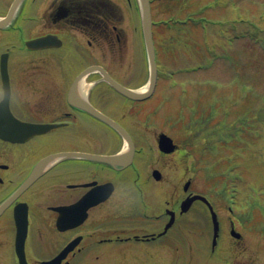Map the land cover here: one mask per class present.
I'll list each match as a JSON object with an SVG mask.
<instances>
[{
	"label": "flooded vegetation",
	"instance_id": "af4514ba",
	"mask_svg": "<svg viewBox=\"0 0 264 264\" xmlns=\"http://www.w3.org/2000/svg\"><path fill=\"white\" fill-rule=\"evenodd\" d=\"M114 1L23 0L9 23L0 26V62L3 56L8 61L11 86L6 92L0 64V105L7 101L10 114L22 123L56 124L30 135L24 133L25 126L20 133L17 125H2L21 139L0 136V264H21V251L16 245L19 217L28 220L23 253L27 264L50 259L75 240L77 244L61 264H78L81 256L91 263L99 262L98 253L108 243L132 238L115 239L114 232H124L126 227L111 222L132 200L123 179L127 172L138 174L136 182L143 194L148 184L172 188L186 177L185 153L180 148L172 153L161 151L158 134L154 135L155 144L149 151L153 153L152 161L141 163L137 159L144 150L136 141V112L145 111V104L123 95L96 71L77 80L86 67L95 64L105 66L112 75L114 71L126 72V66L119 65L115 57V52L122 54L125 46L133 54H140V49L143 53L144 42L141 43L139 33L133 40L126 34L129 29L125 20L132 19L125 14V4ZM12 3L13 0H0V18L8 14ZM133 30L138 31L135 25ZM39 37L44 40L41 44L33 42ZM82 100L89 101L128 130L135 142L133 163L114 166L86 155L62 156L63 152L76 151L106 155L123 148L124 138L111 124L74 103ZM111 141L116 143L114 149L108 147ZM50 154L62 157L47 166L35 181L27 183L38 162ZM107 182L114 183V192L98 203H90L84 219L83 209L87 205L80 204L75 212L77 223L71 225L66 219L67 211L58 207L77 203L91 189ZM154 195L157 199L158 194ZM139 200L146 210V199ZM180 200H165L164 213L153 211V217L165 222L171 218V210L177 217ZM61 214L62 224L69 223L62 230L57 226ZM230 222L231 230L235 222ZM155 233L151 230L143 237H134L157 243L161 235Z\"/></svg>",
	"mask_w": 264,
	"mask_h": 264
},
{
	"label": "rangeland",
	"instance_id": "374dc122",
	"mask_svg": "<svg viewBox=\"0 0 264 264\" xmlns=\"http://www.w3.org/2000/svg\"><path fill=\"white\" fill-rule=\"evenodd\" d=\"M210 1L153 2L155 20H162L174 13L178 18L184 19L189 11L200 8L197 15L208 16V31L205 33L198 26H192L193 29L189 30L178 26L172 29L156 28L161 79L156 95L142 102L146 104V109L136 115L135 133L138 145L144 150L139 152L137 159L141 163L152 161L153 153L149 151L154 144V135L157 136L158 132L168 129L180 140L185 139L175 128L171 129L169 122L183 124L188 117L183 106L186 105L189 111L193 100L199 95L204 96L205 103L208 98L214 97L227 114V122H240L250 140L238 150L234 146L230 147L232 150L226 146L210 147L213 133L207 135L206 130L205 142L194 141L195 144L190 146L192 151L190 150L189 165L192 172L189 175L194 176L191 189L211 195L224 227L223 236L220 235L219 238L221 244L215 251H211L212 226L209 211L202 203L196 202L190 212L177 219L168 234L157 239V243L154 240L147 242L133 238L115 241L108 243L98 253L101 258L99 262L91 263L86 256H81L77 260L78 264H264V218L259 206L255 210L251 209V205L255 206L256 202L264 205V46L255 41L256 38L264 40V0H217L212 7H205ZM172 2H176L175 8L170 7ZM238 8L243 16L237 13ZM232 18L235 23L229 21ZM247 19L259 28L254 39L249 37L246 28L242 31L240 29L242 24L246 25L242 21L247 22ZM255 20H260L261 27L256 25ZM233 24H236V30ZM133 25L126 18L125 26L129 29L126 34L131 40L136 39ZM200 27L203 26L200 24ZM216 40L217 49H213ZM115 57L117 63L125 65L127 70L123 74L114 71L118 78L132 85L144 83L148 79V60L141 51L138 56L137 52L133 54L125 46L122 54L115 52ZM208 61L212 63L209 64ZM195 64H201L202 67L192 69ZM209 84L211 87L207 88ZM245 86H248L247 91L243 90ZM248 92L251 94L247 97ZM132 110H135L133 105L131 112ZM218 120L215 115L210 122L216 124ZM187 129L193 132L192 128ZM114 144L116 143L111 141L108 147L114 149ZM208 150H211L209 154ZM210 164L217 166V169L208 171ZM211 173L214 175L211 176ZM132 177L137 179L138 174L133 175L129 171L123 176L127 191L132 194V200L125 206L128 212L124 211L122 216L113 217L111 222L114 221V225L124 224L132 231L149 232L154 226L160 225L153 217V211L162 213L163 201L171 193V187L162 188L161 193L153 191V186L148 184L143 194L139 182L132 180ZM154 186L156 188L155 183ZM174 187L176 200L184 193L182 185L176 184ZM228 189L236 195V203L231 209L222 200ZM153 193L159 194L158 199ZM140 197L146 199V210L141 204L142 210L138 213ZM250 214L255 215V218L244 224L242 216L248 219ZM230 217L234 218L236 226L242 231L241 239L230 236ZM127 234L134 235L128 230L123 236Z\"/></svg>",
	"mask_w": 264,
	"mask_h": 264
},
{
	"label": "water",
	"instance_id": "95a60500",
	"mask_svg": "<svg viewBox=\"0 0 264 264\" xmlns=\"http://www.w3.org/2000/svg\"><path fill=\"white\" fill-rule=\"evenodd\" d=\"M19 1L20 0L14 1L13 5L11 7V10L9 12V15L6 17L5 21H7L8 18H10L12 16V14H13L17 4L19 3ZM139 1L141 4V7H142L143 32H144V36H145L146 48H147L149 62H150V79L148 82L147 90L144 92H141L139 90L128 88V87L122 85L117 80H115L113 77H111L108 74V72L101 66H95L92 68V69L99 68L102 71V73L104 74V78L108 82H110L116 89L121 91L123 94H125L131 98H135V99H142V98L149 97L155 90V86L157 83V76H158V68H157V63L155 60V47H154L153 34H152V18H151L150 0H139ZM2 22L0 21V24ZM7 89H9V88L7 87ZM73 89H75V86H73ZM74 103L78 106L86 108L88 111L92 112L93 114L98 115L99 117L105 119L106 121H108L109 123L114 125L125 136V138L128 141V145H129L130 149L128 152H126L123 155H99V154H87V153H81V152H66L64 155L65 156L86 155V156H90V157L98 159V160L108 161L112 164H115V162H118L121 164L129 163L132 159V156H133L134 144H133V141H132L131 137L129 136L128 132L121 125H119L117 122H115L114 120H112L108 116L104 115L100 111L96 110L94 107H92L87 102L82 100L81 102H74ZM7 106H8L7 101H3L1 104V114H0L1 115V117H0V135L2 137L12 138L11 132H8L6 130V128L2 125H9V126L18 125V127L25 126V128H26L25 134H28V135L31 133H35L37 131H40L42 129H47L51 126L50 124L41 125V124H35V123H29V124L21 123L20 121L15 119V117L13 115L10 114V112L7 109ZM36 128H37V130H36ZM161 138H162L161 139V145L166 150L171 151L172 149H174L173 141L170 137H168L165 134H162ZM38 174H39L38 172H35V174L30 177V180L34 179ZM103 186H105V187H102L99 189L98 197L94 201H99V199L102 197L101 192H104L106 194V196L111 193V188L107 189L106 185H103ZM100 190H101V192H100ZM197 198H201V199H203L209 203V201L204 196L196 194V195H192V196L188 197L187 200H185L182 203V208L184 210H187L189 205L192 203V201L197 199ZM211 209H212V207H211ZM212 216H213V220H214V230H215L214 241H215L216 236L218 234L219 222L217 220L216 213L213 209H212ZM25 226H26V223L24 224L23 227H25ZM18 235H19V238H21L22 235L25 237V229L24 230L21 229L19 231ZM46 264H50V263H46Z\"/></svg>",
	"mask_w": 264,
	"mask_h": 264
},
{
	"label": "trees",
	"instance_id": "16d2710c",
	"mask_svg": "<svg viewBox=\"0 0 264 264\" xmlns=\"http://www.w3.org/2000/svg\"><path fill=\"white\" fill-rule=\"evenodd\" d=\"M248 95L249 94H247V96ZM197 99H199V101L196 104L197 107H198L200 104H203L204 99H202L201 96L197 97ZM197 113H200V112L197 111ZM200 122L205 123L206 120L202 119L201 117H194V123L198 124ZM238 123H239V121L236 122V123H224V121L219 122L215 127L212 128V130L209 131L208 135L213 133L212 141H211V144L209 146L212 147V148H219V147L225 148V146L227 148H230L231 144L230 145H227V144L231 143V142H229L231 139H237L236 141L233 142V143H235V145H237V147H238L237 149H239L240 146H246L245 143L249 142L250 138L245 133V131L243 129H242V134L241 135H240L238 129H237L238 135H234L231 132V129H233L234 127L241 128V125L240 124L238 125ZM208 125H210V122H209ZM209 127H212V125H210ZM210 167H213V168L216 169V167L213 166V165L210 166ZM213 175L214 174L211 173V176H213ZM227 192H228V190H227Z\"/></svg>",
	"mask_w": 264,
	"mask_h": 264
},
{
	"label": "bare ground",
	"instance_id": "6f19581e",
	"mask_svg": "<svg viewBox=\"0 0 264 264\" xmlns=\"http://www.w3.org/2000/svg\"><path fill=\"white\" fill-rule=\"evenodd\" d=\"M141 91H144V88Z\"/></svg>",
	"mask_w": 264,
	"mask_h": 264
}]
</instances>
